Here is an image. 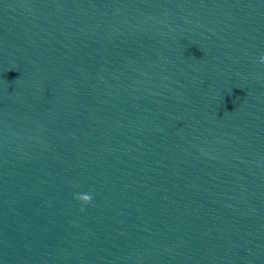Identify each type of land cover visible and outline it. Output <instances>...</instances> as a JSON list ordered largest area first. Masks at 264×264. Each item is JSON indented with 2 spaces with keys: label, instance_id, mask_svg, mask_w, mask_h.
<instances>
[{
  "label": "water",
  "instance_id": "obj_1",
  "mask_svg": "<svg viewBox=\"0 0 264 264\" xmlns=\"http://www.w3.org/2000/svg\"><path fill=\"white\" fill-rule=\"evenodd\" d=\"M262 56L264 0H0V264H264Z\"/></svg>",
  "mask_w": 264,
  "mask_h": 264
},
{
  "label": "clouds",
  "instance_id": "obj_2",
  "mask_svg": "<svg viewBox=\"0 0 264 264\" xmlns=\"http://www.w3.org/2000/svg\"><path fill=\"white\" fill-rule=\"evenodd\" d=\"M260 59L261 62H264V56H262ZM74 198L85 204L91 202L92 200L91 194H76Z\"/></svg>",
  "mask_w": 264,
  "mask_h": 264
}]
</instances>
